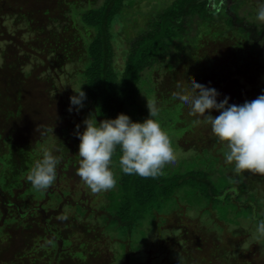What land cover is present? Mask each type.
Masks as SVG:
<instances>
[{
  "label": "rangeland",
  "instance_id": "374dc122",
  "mask_svg": "<svg viewBox=\"0 0 264 264\" xmlns=\"http://www.w3.org/2000/svg\"><path fill=\"white\" fill-rule=\"evenodd\" d=\"M77 1L78 3H88V0ZM102 1L91 0V4L97 5ZM170 1L172 0H136L132 6L125 9L122 16L123 25L116 23L114 26L117 30L121 28L123 30L116 43L118 45L115 59L117 65L123 60L121 51L125 42L122 39L134 35L140 27L145 25L148 14L155 11L153 8L155 3L157 6ZM0 2L5 6L9 5L15 8L14 13L6 14L5 11L6 13L1 14L2 17L0 16V252L8 255L9 261L6 264H19L23 258L14 257L11 250H16L18 255L22 254L26 260L38 254L44 260L43 254L46 252L43 247L41 252L36 254L37 250L34 247L37 242L38 247L45 246L42 239L39 242V238L45 234L46 218L41 214L34 215L33 218L40 225L33 227L31 224L33 219L30 218L31 222H29L23 213L35 205L45 207L57 198L51 190V186L49 187V198L42 196L41 201L18 191H14L11 198L7 194L14 188H16L15 190L20 188L17 181H27L26 176L35 161L41 157L43 150L47 149L61 156L57 170L60 172L59 178L62 180L60 185L68 187L69 192L71 191L69 201L88 203V206L90 205L92 208L99 207L102 202L108 201L105 193L110 190L93 193L76 175L80 157L78 155L79 138L75 134V129L79 124L80 130L83 131L85 125L82 121L90 115L88 110L93 108L84 101V106L79 111L70 112L68 110L69 98L75 94L74 89L78 90L76 70L81 64L78 59L82 55L81 51L76 52L73 48L74 52L69 53L68 50L67 60L65 57L62 59L63 65L62 62L57 63L54 60L56 53L51 48L57 45V40H59V44L65 41L64 38H59L64 30L71 29L75 35L83 31H80V28L79 30L75 29L77 24L74 23L71 15L70 2L76 3V1L0 0ZM238 2L240 3V14L256 20V10L264 3V0H239ZM29 13L32 15L29 16L30 24L27 25L25 19L26 14ZM196 29V24H194L193 31L195 32ZM202 41L205 43L206 40ZM74 43H76L75 40L72 41L71 47ZM203 49L208 56L214 58V46L204 44ZM57 50L62 53L58 47ZM180 59L181 62L178 65L170 67L165 64L158 67L153 73L159 82L167 84L169 92L167 94L173 99L189 88L191 80L215 87L221 93L218 99H223L227 95L230 97V103L235 104L255 99L264 92V58L262 61L255 60L251 50H248V57L221 65L225 69L222 72L220 66L219 68L217 66L216 58L213 64L209 62H205V64L195 57L187 58L185 54H182ZM157 95V91L151 97L147 96L146 92H142L139 102L144 103L143 101H147V99L156 102ZM173 113L175 115V112ZM212 114L218 115L219 112L212 110ZM164 119L162 120L164 121ZM195 119L191 116L189 120H185L184 116H180L178 122L177 120L172 122L174 126L184 124L190 126ZM193 124L191 128L181 133L182 137H177L171 135L162 122H159L161 130L168 136L177 158L176 164L165 169L164 172L167 174H173L176 171L186 172L190 165L200 169H210L212 165H217L230 175H240L245 182L242 199H247L252 191H258L261 206L258 207L257 212L258 216H264V174L235 173L232 164L225 163L224 157L223 159L217 157L223 155V150L220 149L222 145L219 143L213 145L217 140L212 133H207L211 139L204 142V137L201 134L204 131L200 132L196 128V123ZM33 152L34 154H32ZM13 156L22 158L23 165L15 168L10 161ZM212 156L213 158L217 157V164L212 162ZM70 157L72 159H69ZM68 159L69 161H65ZM216 177L217 173L214 178ZM55 203L58 204L57 200ZM61 207H63L62 213H59L56 219H52L54 226L61 227L62 234L68 239H72L73 236L81 233L80 231L85 230L88 223L93 222L91 225L95 224L98 230V233L95 234L101 236L99 251L103 255H110V264H130L134 255L139 258V261H136L139 264L202 263V260L199 259L204 255V252L200 244L196 243V235L200 232L192 231L190 234L187 223H195L200 227L208 226L212 230L217 229L216 234L228 242L226 244L228 247L218 250L224 256L223 264H228V260L234 263V259L231 260V257L241 258L243 255L240 253L243 250L246 251L245 264H264V239L256 240L252 236L251 225L255 220L250 216L238 217L236 222L222 223L224 224L223 229L219 230L217 216L211 222V216L209 214L205 216L203 211L198 209L191 210L187 215V211L182 213L183 209L171 208L156 215L152 222L151 219H147V216L140 218L137 221V227L133 228L131 236H129L121 223L113 219L107 221L106 217L98 220L96 217L85 219V217L78 216L76 206L72 203L70 205L62 204ZM180 213L183 215L180 216ZM189 215H192L191 220ZM222 224L220 223V225ZM111 235L117 237L118 240L123 239L114 241L110 237ZM104 241L107 243H102ZM130 243L133 244V249H131L134 250L133 252H127L123 247V245L126 247L125 244H127L130 251L132 248L129 246ZM214 245L208 246L206 257L210 256L207 254H211L213 250L211 248ZM211 257L213 258L212 255ZM189 259H192L191 262ZM42 260L33 264H43ZM212 260L215 264L219 261ZM213 263L207 262L206 264ZM219 263L222 264L220 261ZM25 264H29V260Z\"/></svg>",
  "mask_w": 264,
  "mask_h": 264
},
{
  "label": "trees",
  "instance_id": "16d2710c",
  "mask_svg": "<svg viewBox=\"0 0 264 264\" xmlns=\"http://www.w3.org/2000/svg\"><path fill=\"white\" fill-rule=\"evenodd\" d=\"M74 1L76 3L70 2V9L72 19L77 24L75 29L79 30L80 28V31H83L75 35V32L71 29L64 30L63 34L59 36V38L65 39L62 42L63 44H59V40H57L55 47H49L52 48V51H55L54 60L57 63L62 62L63 57L65 59L68 57V50L69 53L74 52L73 48L76 52L81 51L82 55L78 58L81 64L76 70L78 90L82 87L86 92L85 102L93 107L88 112L96 114L98 121L115 117L120 112L128 113L133 120L145 119L148 116L147 101H143L144 103L139 102L140 94L146 92L147 96L150 95L149 97H151L157 91L158 95L155 99L161 112L159 122H162V125L171 135L182 137L181 133L191 128L194 120L190 126L185 124L174 126L173 120L178 122L180 116H184L185 120H189L191 116L186 117L188 116V109L180 106L175 98L168 96L167 84L164 85L153 76L158 67L165 64L170 67L178 65L181 62L182 58L180 59V57L182 54L187 55V58L195 57L203 63L209 62L210 64H213L216 58L217 66L218 68L220 66L221 72L225 70L221 65L248 57V50L252 51L255 60L262 61V58H264V22L259 23L245 15H241L239 0H223L221 11L216 14H213L210 7L212 0H172L157 6H155V3L153 6L155 11L148 14L145 25L140 27L134 35L122 39L125 42V46L121 51L123 60L117 65L115 59L118 45L116 43L119 41L123 30L122 28L117 30L114 26L116 23L123 25L122 16L125 9L132 6L136 0H103L97 5L91 4V0H88L87 4L84 2L78 3L77 0ZM219 2L220 0H215L213 3ZM8 7L10 6H5L0 2V16L6 12V14L15 12V8L10 7L13 9L10 10ZM30 15L32 14H26L27 25L30 24ZM194 24L197 28L195 32L193 31ZM122 27L124 28V26ZM201 33L202 35H200ZM73 37L74 39H72ZM74 40L76 43L71 47ZM202 40H206L205 43ZM204 44L215 47L216 57L208 56L204 52ZM57 47L59 50L61 49L62 53L58 52ZM152 99H154V96H152ZM173 112H175V115ZM196 125L200 132L204 131L201 133L204 142L211 139L208 136L211 132L210 125L205 124L203 121L196 123ZM216 143L218 142L213 143V145H217ZM220 149L223 150V148ZM119 155L120 152L117 149L113 157V170L118 181L117 187L115 186V188L106 192L105 196L108 201L102 202L99 207L95 208L88 206V203L69 201L71 191L69 192L68 187L60 185L62 180L59 178L60 172L57 170V177L51 185V190L54 192L58 204L56 205V200H53V203H49L45 207L35 205L23 213L24 217H27V220L29 219V222L33 219L31 223L33 227L40 225L33 218L34 215L41 214L46 218L45 234L39 238V242L42 239L45 246L38 247V242L34 245L37 250L36 254L41 252V248L44 247L46 250L43 254L44 260L39 254L26 260L22 254L18 255L16 250H11L14 257L23 258L19 264H25L28 260L29 264L41 260L43 264L111 263L110 255H103L99 251L101 236L95 234L98 233V230L95 224L91 225L93 222L88 223L85 230L80 231L81 233L73 236L72 239H68L62 234L61 227L54 226L52 219H56L59 213H62V204H74L78 216L85 217V219L96 217L98 220L106 217V221L113 219L120 222L129 236H131L133 228L137 227V221L140 218L147 216V219H151L152 222L156 215L171 208L183 209L182 213L187 211V215L191 210L198 209L203 211L205 216L209 214L211 222L217 216L219 230L223 229L224 224L222 223L236 222L238 217L250 216L254 220L260 217L257 212L258 207L261 206L259 192L252 191L247 199H242L245 182L240 175H230L217 165H212L210 169L193 168L194 165H190L189 170L186 172L176 171L173 174L163 172L159 179L146 181L138 175H125L120 172ZM217 157L223 159V155ZM217 157L213 158L212 156V162H215V164H217ZM69 159L65 161H69ZM10 161L15 168L23 165V159L19 156H13ZM216 173L217 177L214 178ZM17 182L20 185L18 190L14 188L9 192L6 191L9 198L12 197L14 191L33 196L40 201L44 196L49 198V188L36 190L28 181L21 180ZM182 213H180V216L183 215ZM188 217L191 220L192 215ZM187 224L188 228H186L190 234L192 231L200 232L196 235V243L200 244L204 252L203 256H199V260H202L200 264L213 263L214 260L212 259L219 260L221 263L224 262L222 261L224 256L218 250L219 248L228 247L226 245L228 242L223 240L222 236L216 234L217 229L212 230L208 226H196L195 223ZM206 231L207 233H205ZM213 231L215 233H212ZM110 237L114 241L118 240L117 237L112 235ZM121 239L123 238L119 240ZM212 244H215L211 248L213 250L211 254H207L210 256L206 257L208 246ZM125 245L126 247L124 245L123 247L126 248L127 252L134 251L131 250L133 244H129V246H132L130 251L127 244ZM245 253L246 251L243 250L240 253V255H243L241 258L231 257V260L234 259L235 264H245ZM233 256L235 255L233 254ZM7 258V254L0 252V263L6 264L9 261ZM132 260L130 264H139L136 262L139 261L137 256L134 255ZM191 260L189 259L190 262ZM234 263L228 260V264Z\"/></svg>",
  "mask_w": 264,
  "mask_h": 264
},
{
  "label": "clouds",
  "instance_id": "9594fccd",
  "mask_svg": "<svg viewBox=\"0 0 264 264\" xmlns=\"http://www.w3.org/2000/svg\"><path fill=\"white\" fill-rule=\"evenodd\" d=\"M223 0L211 3L213 14L221 11ZM256 20L264 22V3L256 10ZM74 89V88H73ZM70 96L69 111L84 106L86 92L74 89ZM215 87L191 80L187 90L175 97L176 102L195 117L194 123L210 125L211 133L223 148L225 163L234 166L237 174L249 172L264 174V92L242 104L230 103ZM148 116L133 120L128 113L97 120L90 114L78 124L75 134L79 138V166L76 175L93 193L115 188L117 176L113 170V157L119 149V170L125 175H138L144 180L159 179L165 169L176 164V154L170 140L159 125L160 109L155 101L147 99ZM212 110L219 112L213 115ZM61 156L47 149L35 161L26 180L36 190H46L57 177ZM256 240L264 239V216L251 225Z\"/></svg>",
  "mask_w": 264,
  "mask_h": 264
}]
</instances>
